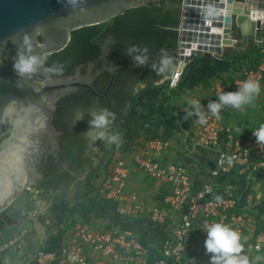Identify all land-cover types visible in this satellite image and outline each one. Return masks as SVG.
<instances>
[{
	"label": "water",
	"instance_id": "1",
	"mask_svg": "<svg viewBox=\"0 0 264 264\" xmlns=\"http://www.w3.org/2000/svg\"><path fill=\"white\" fill-rule=\"evenodd\" d=\"M162 1L0 0V213L8 210L11 222L0 230V264H30L45 247L46 227L36 216L31 194L41 155L59 148L61 131L54 124L58 102L79 88L98 95L92 65L85 75L77 67L73 75L53 77L43 69L44 57L64 50L76 30ZM214 2L220 10L212 9ZM193 16L213 20L214 31H194L187 23ZM177 31L167 77L179 61L190 63L193 55L222 56L237 36L243 46L264 38V1L182 0ZM102 52L107 54V47ZM117 70L111 69L112 80Z\"/></svg>",
	"mask_w": 264,
	"mask_h": 264
},
{
	"label": "crops",
	"instance_id": "2",
	"mask_svg": "<svg viewBox=\"0 0 264 264\" xmlns=\"http://www.w3.org/2000/svg\"><path fill=\"white\" fill-rule=\"evenodd\" d=\"M236 39L238 40L233 47L224 48L222 56L204 54L207 57L198 64L194 63V59L191 60L184 69L177 88H168L167 79L164 86L154 85L158 89L148 93V108L142 111L138 109L130 119L131 125L124 126L122 134L117 138L122 142V155L129 156L148 139H167L171 142L170 158L187 166L198 184L212 182L218 197L234 196L240 201L242 196L248 200V192L243 191L247 186L246 181L240 182L237 175L228 172L213 177L212 171L216 167L214 153L195 146V121L200 108L194 100L205 102L210 97L214 82H225L237 77L240 62L244 60V57H237V51L243 48L246 52L251 45H255V42H250L243 46L238 36ZM247 106L253 107L250 110H255L256 116L245 118L241 115L242 108ZM218 118L224 125L231 127L237 136H244L255 128L264 127V89L235 93L228 106L219 110ZM113 154L119 155L118 152ZM108 169L109 165L101 174L91 172L56 194L47 195L39 189H32L34 211L46 227L45 247L42 249L59 250L68 245L75 227L85 224L94 231H107L111 227L129 230L145 250L143 255L126 253L122 258L114 260L104 258L86 247L89 264H148L160 255L163 241L171 234L170 220L164 225H155L150 222L146 211L159 202L165 189L161 183L149 179L144 172L135 171L129 180V189L139 195L145 211L136 218L123 217L117 204L104 199L100 193ZM258 181L264 184V180ZM242 211L246 212L244 206ZM234 225L232 222L219 224L208 237L201 236L200 228H195L186 241L183 262L235 264L238 260L241 261L240 264H254L256 254L248 250L249 240L254 234L252 229L249 228L250 233L244 234L238 246L233 248L229 239L233 236ZM245 230L248 229L243 227L244 232Z\"/></svg>",
	"mask_w": 264,
	"mask_h": 264
},
{
	"label": "built area",
	"instance_id": "3",
	"mask_svg": "<svg viewBox=\"0 0 264 264\" xmlns=\"http://www.w3.org/2000/svg\"><path fill=\"white\" fill-rule=\"evenodd\" d=\"M254 42L262 55L255 69H244L233 79L214 82L205 102L194 100L200 108L195 121V146L214 153L216 167L212 171L213 177L228 172L264 180V127L237 136L218 118L219 110L228 106L235 93L264 89V38H257ZM187 64L179 61L172 75L167 77L168 88L178 87ZM170 151L169 140L152 138L141 143L129 156L115 155L100 187L102 197L117 204L123 217L136 218L144 213L145 208L139 195L129 189L132 174L141 171L149 179L161 183L164 195L146 212L155 225H164L170 220L171 234L163 241L160 255L148 264H188L183 262L186 241L197 227L201 236L208 237L219 224L232 222L235 224L234 233L229 240L236 248L247 223V213L242 211L239 199L218 197L212 182L198 184L187 166L170 158ZM86 247L114 260L126 253L145 254L141 243L129 230L111 227L107 231H94L88 225L78 224L68 245L59 250H39L33 264H89ZM248 250L255 254L264 253V231L252 235Z\"/></svg>",
	"mask_w": 264,
	"mask_h": 264
},
{
	"label": "flooded vegetation",
	"instance_id": "4",
	"mask_svg": "<svg viewBox=\"0 0 264 264\" xmlns=\"http://www.w3.org/2000/svg\"><path fill=\"white\" fill-rule=\"evenodd\" d=\"M112 20L104 24H112ZM144 34L143 31L134 30H127L122 34L106 28L100 30L93 43V48L96 50L98 48L99 51L93 54L90 49L87 61L76 65L73 73L69 74L73 75L77 67H80L81 74L85 75L92 65L91 72L97 73L92 84L98 95L86 88H79L77 92L63 97L58 102L54 119L58 129L63 128L66 134L79 139V156L72 157L69 162L64 161L60 147V139L64 133L61 131L59 148L55 152H51L49 148L39 159L34 189H39L47 195L65 189L64 186L57 190L40 188L43 181L45 179L48 181L52 176V170L68 171L77 177L76 180L85 178L91 172H97V160L108 154L116 137L114 132L119 122L111 118L116 104L125 101L127 107L144 89L156 84L165 85L167 79L165 71L171 49L162 43H151L149 36ZM104 46L107 47V54L102 52ZM45 57L43 69L52 76L45 68ZM111 69H118L113 80ZM111 158L112 155L109 159ZM7 211L0 213V230L11 224Z\"/></svg>",
	"mask_w": 264,
	"mask_h": 264
},
{
	"label": "trees",
	"instance_id": "5",
	"mask_svg": "<svg viewBox=\"0 0 264 264\" xmlns=\"http://www.w3.org/2000/svg\"><path fill=\"white\" fill-rule=\"evenodd\" d=\"M181 3L182 0H163L160 5L151 3L139 8L127 9L123 15L115 17L112 24H101L76 30L72 33L71 42L64 50L45 57V68L54 77H62L73 73L76 65L87 61V54L90 49L93 54L99 51L98 48L97 50L93 48V43L100 30L104 28L114 30L117 34L125 33L127 30L143 31L145 32L144 36H149L151 43H162L163 46L169 49H175L178 43L177 27L180 24ZM240 56L244 57V60L240 62L239 73L244 69H255L262 57L260 48L256 45H251L244 54L237 53V57ZM125 108V101L116 104L114 110H112L111 118L115 122H120L124 116ZM59 129L64 133L62 139H60L61 156H64L65 162H69L72 157L79 156V139L66 134L63 128L59 127ZM88 162L91 163L90 160ZM52 172V176L48 181L45 179L40 188L52 190H57L61 186L68 188L77 178L62 169L52 170ZM236 211L239 212L240 210L236 209ZM255 256L264 257V253H256Z\"/></svg>",
	"mask_w": 264,
	"mask_h": 264
},
{
	"label": "rangeland",
	"instance_id": "6",
	"mask_svg": "<svg viewBox=\"0 0 264 264\" xmlns=\"http://www.w3.org/2000/svg\"><path fill=\"white\" fill-rule=\"evenodd\" d=\"M242 49L243 48H239V51H237V52L238 53L242 52V54H244L245 52ZM206 57L207 56H205V55L195 56V58H194L195 62L194 63L198 64L201 60H203ZM157 89L158 88H156L155 86L148 87V88L144 89V91H142L140 94H138V96L135 97L133 100H131V102L128 104V106L126 107V109L124 111L125 116L118 123V126L114 132L116 137H114V141L112 143V146L110 147L111 148L110 151L108 152L107 155H103V158L101 160H97V162H98L97 172L99 174L102 173V170H104V168L106 166L110 165L109 162L112 161L113 158L115 157L114 156L115 154H113V153L118 152L119 155L122 153L121 152L122 142L119 141L120 139H117L118 136H120L122 134V128L124 126L129 127L131 125L130 119L133 118V115L136 114V111L138 109L140 111H142V109L146 110L148 108V106L146 104V102L148 101L147 95H148V93L151 94L152 92L156 91ZM251 108H253V107L247 106V107L242 108L243 113L241 115H243L245 118H250V117L256 116L257 112H255V110L251 111L250 110ZM111 155H112V158L110 160L109 157H111ZM116 156H117V154H116ZM237 177L239 178L240 182H242V180L246 181L247 186L245 187V189L243 191H246V193L248 192V194H249L247 201L245 200L246 198H243L242 196L240 197L241 205H243L245 207L246 212H247V215H246L247 224H245V227L248 230H245L244 234L247 235L248 233H250L249 228L252 229L253 233H256L255 230L256 231H264V184L261 183L260 181L257 182L258 179L253 177L252 175H243V177L240 175H237ZM254 195H256V196H254ZM31 198H32V196H31ZM254 260H255L254 264H264V257L263 256H259V257L255 256ZM239 262L241 263V261L236 260L235 264H240ZM243 264H248V263L244 262Z\"/></svg>",
	"mask_w": 264,
	"mask_h": 264
},
{
	"label": "bare ground",
	"instance_id": "7",
	"mask_svg": "<svg viewBox=\"0 0 264 264\" xmlns=\"http://www.w3.org/2000/svg\"><path fill=\"white\" fill-rule=\"evenodd\" d=\"M209 7V5H207ZM211 7V6H210ZM212 9L213 10H220V7H215V2L214 4L212 3ZM224 17V14H223ZM187 23L191 25V28L194 31L197 32H205V33H211L214 31V21L213 20H202L201 18L197 17H192L187 19ZM206 46V45H205ZM208 46V45H207ZM198 48H196L197 50ZM185 55L188 56V53Z\"/></svg>",
	"mask_w": 264,
	"mask_h": 264
}]
</instances>
